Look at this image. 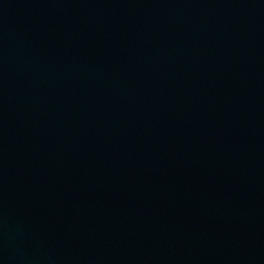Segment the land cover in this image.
Here are the masks:
<instances>
[{
	"label": "water",
	"instance_id": "obj_1",
	"mask_svg": "<svg viewBox=\"0 0 264 264\" xmlns=\"http://www.w3.org/2000/svg\"><path fill=\"white\" fill-rule=\"evenodd\" d=\"M0 264H264V0H0Z\"/></svg>",
	"mask_w": 264,
	"mask_h": 264
}]
</instances>
